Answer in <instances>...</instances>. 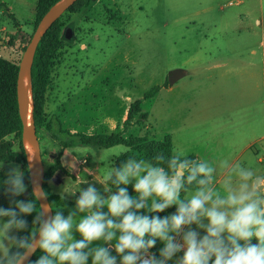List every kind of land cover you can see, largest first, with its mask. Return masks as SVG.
Segmentation results:
<instances>
[{
  "label": "rangeland",
  "instance_id": "374dc122",
  "mask_svg": "<svg viewBox=\"0 0 264 264\" xmlns=\"http://www.w3.org/2000/svg\"><path fill=\"white\" fill-rule=\"evenodd\" d=\"M5 1L13 11L0 7V28L9 32L16 20L20 37L10 48L8 33H0V47H5L0 57L19 65L37 25L39 0H31L25 9L19 0ZM62 21V46L49 69L45 92L47 121L58 117L71 133H121L124 139L146 136L155 142L170 136L173 153L182 150L216 168V187L227 173L220 167L224 160L229 168L241 163L264 177V0H91L80 13H69ZM177 69L186 75L166 86L169 72ZM156 86L158 94L142 100ZM137 99L148 119L125 125ZM35 131L45 172L58 159L67 170L48 182L50 191L64 201L55 210L65 216L75 209L80 188L93 184L102 193L108 188L103 182L108 167H117L129 151L124 146L78 147L68 158H62L63 152L59 158L61 148L46 130ZM14 143L18 152V142ZM17 166L21 170L16 163L0 168ZM175 211L171 206L141 214L163 218ZM97 245L106 246L103 241L92 246ZM163 246L157 240L150 252L159 257ZM112 255H117L114 250ZM182 255L183 251L168 264Z\"/></svg>",
  "mask_w": 264,
  "mask_h": 264
},
{
  "label": "clouds",
  "instance_id": "9594fccd",
  "mask_svg": "<svg viewBox=\"0 0 264 264\" xmlns=\"http://www.w3.org/2000/svg\"><path fill=\"white\" fill-rule=\"evenodd\" d=\"M220 167L227 173L216 187V168L189 159L182 150L168 158L129 156L119 167L110 165L103 177L115 191L105 188L104 195L93 184L80 188L67 216L60 210L53 214L38 185L33 200L14 199L27 185L24 172L12 167L3 181L14 207H0V264H26L37 250L43 254L34 264H87L90 257L91 264H118V256L119 264H168L181 251L175 264H264V177L241 163L229 168L224 160ZM129 184L135 196L129 194ZM171 206L175 213L163 218L141 214ZM33 212L30 234L16 235L27 229L23 217ZM157 240L164 245L159 257L150 252ZM95 241L106 246H92Z\"/></svg>",
  "mask_w": 264,
  "mask_h": 264
},
{
  "label": "trees",
  "instance_id": "16d2710c",
  "mask_svg": "<svg viewBox=\"0 0 264 264\" xmlns=\"http://www.w3.org/2000/svg\"><path fill=\"white\" fill-rule=\"evenodd\" d=\"M59 0H39L36 18L37 24L43 18V16L58 2ZM91 0H78L67 12H65L47 31L42 40L40 41L31 67L30 82L31 93L33 101V123L35 128H44L50 135L51 139L55 141L61 148V153L67 149L78 147H91L95 149H108L115 146H124L129 151L121 156L117 162L119 167L124 160L129 156L142 157L152 159L157 154H163L166 158L173 154L172 140L170 136H165L162 141L155 142L148 137H135L124 139L121 133L111 134H84V133H71L63 128L62 122L58 117H51L48 121L45 117L44 105H45V92L49 84V69L52 61L55 59L57 52L62 46V27L63 19L69 14H78L86 7L89 6ZM1 8H8L5 4L0 3ZM17 31L13 34H8L9 41L8 47L14 46V41L20 37V25L14 20ZM37 26V25H36ZM36 28V27H35ZM35 30V29H34ZM27 44V41L25 42ZM25 48V47H24ZM18 73V64L12 63L6 59L0 57V163L10 164L16 163L21 165V171L24 172V183L27 185L26 191L19 197L14 199L23 200L25 202L33 200V189L31 187L29 173L27 169L24 150L21 143L22 124L18 115V105L16 100V79ZM168 83H166L167 86ZM160 87H153L151 90L143 95L142 100L153 99L159 92ZM141 99L135 100L128 110L127 119L125 125L144 124L148 119V113L143 112L141 109ZM37 134V133H36ZM13 135L14 139H7V137ZM14 140L18 142V152H14L15 146ZM189 159H194L192 156H188ZM166 167V165H163ZM9 170L0 168V207L9 208L14 207L12 199L5 192V185L3 181L7 177ZM57 171H67L63 168L61 162H58L55 166L45 172L43 181V189L47 193L49 204H52L53 214L57 207H61L64 204L63 199L54 195L48 186L49 180ZM114 186L108 182V188ZM129 194L134 192L133 187L126 186ZM194 188V186H193ZM116 189L113 188V191ZM37 203V211H39V203ZM36 213L33 212L30 215H26L23 218L27 220L28 227L26 230L18 232V236H28L33 227V220ZM15 251V249H12ZM43 253L37 250L32 257L29 264H34L36 260Z\"/></svg>",
  "mask_w": 264,
  "mask_h": 264
},
{
  "label": "water",
  "instance_id": "95a60500",
  "mask_svg": "<svg viewBox=\"0 0 264 264\" xmlns=\"http://www.w3.org/2000/svg\"><path fill=\"white\" fill-rule=\"evenodd\" d=\"M78 0H59L39 21L28 44L26 45L18 65L16 79V100L18 105V115L22 124L21 143L25 154L27 169L29 173L31 187L38 185L43 191V181L45 177V168L42 160L40 143L33 123V101L31 93L30 73L33 59L37 47L52 27V25L70 9ZM65 36H68L65 31ZM185 75L181 70H172L168 74V85L173 86ZM28 82V83H27ZM29 85L31 108L27 105V87ZM32 155L30 161L29 156ZM40 204V201H38ZM45 203L49 204L48 198ZM35 254V253H34ZM34 254L29 258L26 264H29Z\"/></svg>",
  "mask_w": 264,
  "mask_h": 264
},
{
  "label": "crops",
  "instance_id": "0c3cea01",
  "mask_svg": "<svg viewBox=\"0 0 264 264\" xmlns=\"http://www.w3.org/2000/svg\"><path fill=\"white\" fill-rule=\"evenodd\" d=\"M19 1H21V3H22V5H24V7H22L23 9H25V7L26 8H28V6L27 5H29L30 4V1L31 0H19ZM0 3H3V4H7V2L5 1V0H0ZM8 10H9V12L10 11H13V6L9 3L8 4ZM0 15H4V12H0ZM8 33V34H13V33H15L16 32V30H15V27L14 28H12L11 30H9V32H8V28H6L5 26H2L1 28H0V33ZM0 43H1V41H0ZM261 45H264V44H261ZM5 49V47H0V56H1V50L2 49ZM11 48V47H10ZM186 75V74H185ZM184 75V76H185ZM71 149H67V150H64L63 151V157L62 158H68L69 157V151H70ZM61 175H62V173L60 172V171H57L55 174H54V176H53V178H52V180H51V182H54L56 179H60L61 178Z\"/></svg>",
  "mask_w": 264,
  "mask_h": 264
},
{
  "label": "bare ground",
  "instance_id": "6f19581e",
  "mask_svg": "<svg viewBox=\"0 0 264 264\" xmlns=\"http://www.w3.org/2000/svg\"><path fill=\"white\" fill-rule=\"evenodd\" d=\"M28 83V82H27ZM30 91H29V85H28V87H27V105H28V107H29V109L31 108V102H30Z\"/></svg>",
  "mask_w": 264,
  "mask_h": 264
}]
</instances>
